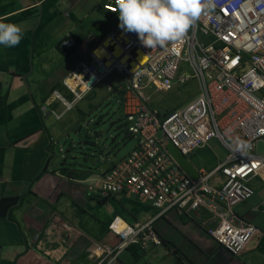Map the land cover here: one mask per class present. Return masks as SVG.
I'll return each mask as SVG.
<instances>
[{
    "label": "crops",
    "instance_id": "1",
    "mask_svg": "<svg viewBox=\"0 0 264 264\" xmlns=\"http://www.w3.org/2000/svg\"><path fill=\"white\" fill-rule=\"evenodd\" d=\"M107 1L0 0V19L23 31L18 45L0 47V202H7L0 215V264H95L86 245L94 241L114 246L117 239L107 227L116 217L127 222L154 219L161 246L147 253L129 248L112 264H264V208L258 206L264 200V183L257 178L249 181L252 197L234 207L236 217L256 233L241 254L230 256L206 235L202 224L213 222L204 208L189 217L173 211L158 217L156 209L134 200L93 199L83 188L84 179L67 180L46 169L50 142L73 130L78 118L67 113L60 121L44 119L40 106L53 89L71 99L61 80L74 65L87 61L118 24L117 14L102 9ZM68 37L75 44L69 51L60 47ZM111 77L119 82L115 74L104 81ZM113 83L110 80L107 88ZM186 84H172L170 89ZM197 94L198 83L192 99ZM47 105L61 111L56 101L49 100ZM179 108L156 110L165 115ZM225 155L223 146L213 139L182 157L184 166L179 167L195 179L200 171H213ZM14 197L17 204L12 203Z\"/></svg>",
    "mask_w": 264,
    "mask_h": 264
},
{
    "label": "built area",
    "instance_id": "2",
    "mask_svg": "<svg viewBox=\"0 0 264 264\" xmlns=\"http://www.w3.org/2000/svg\"><path fill=\"white\" fill-rule=\"evenodd\" d=\"M212 3L214 7L180 40L162 47H144L135 33L125 32L117 24L105 46L100 44L87 62L76 64L62 83L75 103L107 75L120 74L125 85L122 110L136 117L140 145L95 180L94 186L154 202L164 211L188 213L203 207L214 220L204 227L206 234L231 256H238L256 230L238 219L233 209L252 197L251 179L264 183V0ZM114 7L115 0L103 5L110 14H115ZM64 45L74 44L68 40ZM190 80L197 81L198 94L181 110L160 119L147 107L145 87L167 91L172 84L184 85ZM60 101L65 110L71 108V103ZM211 139L218 140L227 155L211 173L200 171L196 181L188 180L164 151L170 144L187 155ZM259 144L262 155L255 152ZM258 206L264 208V200ZM125 231L120 235L124 245L140 239L145 249L152 237L148 225ZM111 252L97 247L95 254L108 256Z\"/></svg>",
    "mask_w": 264,
    "mask_h": 264
},
{
    "label": "clouds",
    "instance_id": "3",
    "mask_svg": "<svg viewBox=\"0 0 264 264\" xmlns=\"http://www.w3.org/2000/svg\"><path fill=\"white\" fill-rule=\"evenodd\" d=\"M103 5H102V9H103ZM213 7H214V5L212 3V0H115V7L113 8L112 12H115V14H117L118 27L119 28H121L125 32L135 33L137 39L140 41V43L144 47H146L148 49H152V48L162 47L167 42H173V41L180 40L185 35L187 30L191 27V25L202 14L210 11ZM103 11H105V10L103 9ZM106 13H108V12H106ZM22 37H23V31L19 25L11 23V22H5L4 20L0 19V47H2V48L15 47L16 45L19 44ZM68 40H71L74 44V41L68 37V38H66V40H64L61 43L60 47H62L64 50L69 51V50H72L74 48L75 44L72 47L67 48L64 45V43L67 42ZM88 57H89V55H88ZM87 61H88V59H87ZM87 61H85V62H87ZM112 74L119 76V82L117 83V85L115 87L107 88L108 94L113 95V96L117 95L119 97L116 104L120 107V108L118 107L120 117L121 118L134 117L135 125H136V117L134 115H131V114L126 115L122 110V102L124 100V92H125V88H124L125 85H124L123 77L117 73H112ZM112 74L107 75L103 80H101L99 83H97L84 96H86L88 93H90L95 87H97L101 82H103L108 76H110ZM63 80H65V78L61 80V86L64 89H66V87L62 83ZM146 88L150 89L151 86L145 87L142 90V92H146L147 91V90H145ZM152 88H154V87H152ZM66 91L70 94V92L67 89H66ZM158 92H163V91H158ZM56 96H59L60 99L66 101L67 103H71L72 104L71 108L69 110H65V107L63 106L62 102ZM70 96H71V94H70ZM83 97L79 101L73 103L72 102L73 101L72 96H71L70 100H67L66 98L61 96L57 91H55L53 89L48 94V97L46 99L47 101L42 106H40V116H41V118H44V119L52 118L55 121H60L64 117V115L75 110V107L83 99ZM144 97L147 98V101H146L147 107L156 111L158 114V117L160 119H164L169 114L181 110L183 107H185L189 103L188 102L182 108L177 109L175 111H172L168 114L160 115V113L156 110V108L154 106H151L148 104V102L151 101V99H149L150 96L144 95ZM49 100H53V101L58 102L59 105L61 106V111L57 112V111L48 109L47 102ZM88 116L89 115H87L86 118H83L80 122H77L75 127L77 126V124H78V126L76 128L74 127L73 130H71L68 134H65L64 136H67V138H68L69 134L77 133L78 129L81 130L83 128L84 131L89 129L90 128L89 125H91L92 119H90V118L87 119ZM139 136H140V134H139ZM158 136H160L159 133H158ZM129 137H130V139L132 138L131 133L129 134ZM62 138H60V139H62ZM59 140L52 141L49 144V147H48L49 149L46 152V154L48 155V160L46 161V164H45L46 169H48L49 172H52L53 174L57 175L58 177L64 178L67 180L84 179L81 182L84 186L83 188L86 191L87 195L93 199L106 200L108 198H113V197L119 196V197H123L126 199L134 200V201L142 203V204H148L152 208L156 209L159 212L158 217H161L165 213L171 212V211L175 212L177 215H183L185 217H189V216H191V214H195L200 208H203V207H199V208H197L193 211H190L188 213L181 212V211H178L175 209L164 211V209L162 207L155 206L154 202L142 201V200L138 199L137 197L125 194L123 192L112 193L110 190L109 191H103L99 186H94L95 180L104 177L109 171H111L119 163L124 161L130 154H132V152L140 145L141 136H140V140H139L138 144L125 157H123L120 160H118L114 163H111V164L106 162L105 167H102V169H100V167H99L94 171H90L89 173H83V174L77 173L74 169L69 170V167H67V166L60 165V163L62 162V160L64 159V157L66 155V150H64L62 145H60V148L58 149V151H55L54 148L58 143H60ZM211 140H213V139H211ZM211 140H209L206 143V145ZM123 143H125V141ZM205 146H203L202 148H204ZM168 147H171L175 151H177V150L174 147H172L170 144H166L164 146L165 153L177 165L180 172L188 180L196 181L198 179L199 172L197 173V177L195 179L188 178L181 171L179 165L176 163V160H174V158L171 155H169L168 152L166 151V149ZM202 148H199V149H202ZM195 150H197V149H195ZM195 150H193V151H195ZM193 151H191V152H193ZM177 153L181 157H185L189 154L188 153L187 155H182L178 151H177ZM226 155H227V152H226ZM226 155H225V157H226ZM55 157H59L58 162L54 161ZM211 172H206V173H211ZM211 184H212V181H211ZM12 199H15L16 200L15 203L17 204L18 198L14 197ZM233 211H234V209H233ZM208 213L212 216V222L214 224L213 215L210 212H208ZM153 223H154V219L142 221V222L141 221L127 222L125 219H123L121 217L113 218L111 220V222L109 223L107 229L112 235L115 236V238L117 239V243L114 246H105V245L98 244L94 241H89V243L86 245V253L89 257L95 258L97 260L95 264H99V263H101V264H112L117 259V257L120 255V253H122L125 250H128L129 248H136L138 251H140L142 253H147V252L151 251L153 248L161 246V240L159 239L158 235L156 234V232L154 230ZM119 224H122L123 227L118 228ZM135 225H137V226L148 225V227L152 233V237L147 241V243H145V246H147L145 249L141 248L140 243H142V242L140 239H138L137 243L127 244V245H124V241L120 240L121 233H125L126 228H132ZM202 226L204 228L205 224H202ZM65 229L68 231L67 228H65ZM204 231H205V229H204ZM205 233H206V231H205ZM121 245H124V247H123V249L118 251V248ZM218 246H220V245H218ZM97 247H99L101 249H111L112 252L108 256L106 254L98 256L95 254Z\"/></svg>",
    "mask_w": 264,
    "mask_h": 264
},
{
    "label": "rangeland",
    "instance_id": "4",
    "mask_svg": "<svg viewBox=\"0 0 264 264\" xmlns=\"http://www.w3.org/2000/svg\"><path fill=\"white\" fill-rule=\"evenodd\" d=\"M183 72L188 75L190 74L189 71H183ZM110 80L114 82L111 85L112 88L117 85L118 79L114 77L108 78L106 81L95 87L86 96H84L83 100L77 104L75 110L69 113L68 115H73L76 118H78V122H80L83 118H86V116L89 115L87 119L88 118L92 119L91 125L97 122L100 118H102L103 121H106L111 116H115L116 118L117 114L119 113L118 110L119 106L116 104L119 97L117 95L113 96L107 93L106 89L107 86L109 85ZM196 89H197V83L193 80L188 84H186L185 86L175 85L173 86L172 89L163 92H158L157 90L151 87L149 90H147V92H143V94L145 96H150L149 99L153 100L156 109L166 111L172 108H177V107L182 108L183 106H185L188 102L192 100V96L195 94ZM148 104L153 106L152 102H148ZM115 118H113V120ZM123 123L126 124L129 133L132 134V138L125 143H119L122 138V135L119 134V130L116 131L114 130L116 127L114 125L107 134V142H109L112 137H115L116 139L115 143H117V147L113 152L116 153L115 155H113L114 154L113 153L110 156L107 163L111 164L125 157L138 144L140 140L139 132L136 129L134 117H125ZM109 124L110 122H107L102 126L97 127L96 132H101V130L106 128ZM83 133H84V129L82 128L78 136L83 135ZM90 135L92 137H90ZM88 138H92L90 141H88L89 144L93 142H97L96 144L99 147L102 144V140L95 141L93 139L92 131L89 132ZM84 141L85 140L83 137L80 138L81 143H83ZM59 142L60 143H58L54 148L55 151H58L60 145H62L64 150H67L69 143L67 136H64L62 139L59 140ZM80 149H82L81 152L82 154H86L90 156V153L86 152V150L90 149L89 146L83 144L80 145L71 144V150H69L70 155H69L68 164L75 165L74 168L75 171L85 172L87 169H90V171H94L101 166V164L95 166L84 164L83 162L84 157L83 155L80 154ZM255 152L259 155H262L261 144L257 145ZM97 206L107 210V207L104 205L101 206L97 205Z\"/></svg>",
    "mask_w": 264,
    "mask_h": 264
},
{
    "label": "water",
    "instance_id": "5",
    "mask_svg": "<svg viewBox=\"0 0 264 264\" xmlns=\"http://www.w3.org/2000/svg\"><path fill=\"white\" fill-rule=\"evenodd\" d=\"M113 118H115V116H111L109 117L106 121H103L102 118H100L97 122H95L93 125L90 126L89 129L85 130L83 135L78 136V134L81 132L80 129L77 130V133H73V134H69L68 135V148L66 150V155L64 157V159L62 160V162L60 163V165L63 166H67L69 167V170H73L75 168V165H69L68 164V160H69V155H70V151L71 150V144L74 145H87L90 147V149L86 150V152L90 153V156L86 155V154H82V149H80V154L83 155V162L84 164H88L91 166H95V165H99L100 169H102V167H105V164L107 162V160H109L110 156L113 154L115 155L116 152H113L115 150V148L117 147V143L115 137H112L110 139L109 142H107V134L109 132V130L115 125V131L119 130V134L122 135V138L120 140L119 143H123L124 141L127 142L129 141L130 137H129V132H128V128L126 126V124L123 123L124 118L120 117V113L117 114L116 118L113 120ZM110 122V124L101 130V132H96V128L102 126L103 124ZM92 131L93 132V139L95 141H99L102 140V144L99 146H97V142H93L91 144H89L88 141H90L92 138H88L89 132ZM84 138V142L81 143L80 142V138ZM90 137H92L90 135ZM168 153H170L174 159L176 160V163L179 166H184V162L182 160V157L180 155H177L174 153V150L171 147H168ZM59 157H55L54 161L58 162ZM77 173H89L90 169H87L85 172L82 171H76Z\"/></svg>",
    "mask_w": 264,
    "mask_h": 264
},
{
    "label": "trees",
    "instance_id": "6",
    "mask_svg": "<svg viewBox=\"0 0 264 264\" xmlns=\"http://www.w3.org/2000/svg\"><path fill=\"white\" fill-rule=\"evenodd\" d=\"M65 55H68V53H66ZM12 203H15V199H11ZM7 208V202L6 201H1L0 202V215L4 214L5 210Z\"/></svg>",
    "mask_w": 264,
    "mask_h": 264
},
{
    "label": "bare ground",
    "instance_id": "7",
    "mask_svg": "<svg viewBox=\"0 0 264 264\" xmlns=\"http://www.w3.org/2000/svg\"><path fill=\"white\" fill-rule=\"evenodd\" d=\"M105 44H106V41L104 40V41L102 42V46H105ZM115 54H116V55H118V54H119V52H118V51H116V52H115ZM75 87H76V85H74V86H73V88H75ZM122 227H123V225H122V224H119V225H118V228H122Z\"/></svg>",
    "mask_w": 264,
    "mask_h": 264
}]
</instances>
